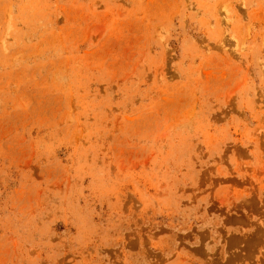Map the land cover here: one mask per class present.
I'll return each instance as SVG.
<instances>
[{
	"label": "rangeland",
	"instance_id": "rangeland-1",
	"mask_svg": "<svg viewBox=\"0 0 264 264\" xmlns=\"http://www.w3.org/2000/svg\"><path fill=\"white\" fill-rule=\"evenodd\" d=\"M0 264H264V0H0Z\"/></svg>",
	"mask_w": 264,
	"mask_h": 264
}]
</instances>
